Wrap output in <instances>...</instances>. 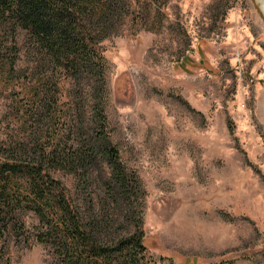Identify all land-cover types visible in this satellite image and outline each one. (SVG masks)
I'll return each mask as SVG.
<instances>
[{
  "label": "rangeland",
  "instance_id": "1",
  "mask_svg": "<svg viewBox=\"0 0 264 264\" xmlns=\"http://www.w3.org/2000/svg\"><path fill=\"white\" fill-rule=\"evenodd\" d=\"M132 8L100 48L111 137L147 194L149 264H264L262 0ZM22 59L23 74L32 58ZM19 73L0 78V119L24 96ZM72 83L64 79L65 101ZM73 174L60 177L75 188ZM5 241L0 233L11 264H55L44 243Z\"/></svg>",
  "mask_w": 264,
  "mask_h": 264
},
{
  "label": "trees",
  "instance_id": "2",
  "mask_svg": "<svg viewBox=\"0 0 264 264\" xmlns=\"http://www.w3.org/2000/svg\"><path fill=\"white\" fill-rule=\"evenodd\" d=\"M133 3L0 0V78L20 72L24 93L0 119V233L5 242L44 243L55 264L150 262L147 194L111 137L100 48L136 11ZM26 55L32 60L22 74ZM65 78L73 82L71 101ZM62 173H74L75 188ZM94 180L100 187L92 190ZM0 264H11L4 252Z\"/></svg>",
  "mask_w": 264,
  "mask_h": 264
},
{
  "label": "water",
  "instance_id": "3",
  "mask_svg": "<svg viewBox=\"0 0 264 264\" xmlns=\"http://www.w3.org/2000/svg\"><path fill=\"white\" fill-rule=\"evenodd\" d=\"M262 5L264 6V0H262Z\"/></svg>",
  "mask_w": 264,
  "mask_h": 264
}]
</instances>
